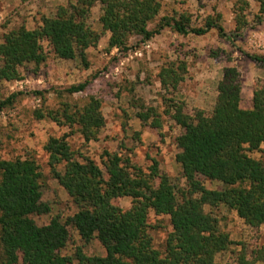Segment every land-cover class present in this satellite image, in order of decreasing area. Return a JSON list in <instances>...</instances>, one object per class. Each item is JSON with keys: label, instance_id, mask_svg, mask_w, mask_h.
I'll return each mask as SVG.
<instances>
[{"label": "trees", "instance_id": "16d2710c", "mask_svg": "<svg viewBox=\"0 0 264 264\" xmlns=\"http://www.w3.org/2000/svg\"><path fill=\"white\" fill-rule=\"evenodd\" d=\"M254 1L258 4L255 21L261 24L264 0ZM97 3L102 6L100 30L89 23ZM249 7L247 0L234 5L236 27L229 34L222 13L216 10L204 17L201 26L194 27L192 15L186 12L156 22L163 0H76L58 7L53 16H43L34 29L20 27L3 36L0 83L40 73L49 53L88 68L87 51L96 48L107 34L108 49L120 52L129 50L132 37L148 42L167 28L182 36H204L215 30L219 37L234 43L249 26ZM244 54L256 64H264L263 55ZM187 70L185 61L163 66L159 73L162 88L178 92ZM87 86V82L72 85L66 92L82 93ZM216 89L211 111L197 109L191 115L185 112L184 103L170 105L166 111L182 129L176 140V161L184 184L162 173L156 160L145 172L130 159L104 151L101 167L91 157L77 155L69 135L50 137L44 147L49 165L78 211L38 225L32 216L51 212L43 201L40 166L32 158L0 157V264H220L217 257L228 252L233 243L221 229L216 209L234 210L251 229L264 228V161L252 156L258 153L264 157V79L254 84L250 109L241 106V76L235 66L223 69ZM21 94L0 101V112ZM34 114L37 120L49 117L59 125L77 126L85 143L98 141L106 125L102 103L96 97H90L81 108L69 105L57 113L46 115L37 110ZM139 118L147 122L149 116L141 114ZM60 166L63 170H58ZM206 180L221 188H207ZM123 198L132 201L127 210L117 204ZM151 212L170 218L172 232L164 252L154 247L148 223ZM72 229L84 245L98 240L105 256H88L84 246L72 255L63 254ZM231 254L234 257L225 264H264V247L249 253L242 246Z\"/></svg>", "mask_w": 264, "mask_h": 264}, {"label": "rangeland", "instance_id": "374dc122", "mask_svg": "<svg viewBox=\"0 0 264 264\" xmlns=\"http://www.w3.org/2000/svg\"><path fill=\"white\" fill-rule=\"evenodd\" d=\"M240 0H163V16L175 12L190 13L193 26H201L203 19L214 10L222 13L226 31H235L234 5ZM246 11L249 26L242 38L230 43L219 37L215 30L204 36L194 34L182 36L169 28L148 42L140 37H132L129 50L120 52L108 49L109 35L103 36L96 48L87 51L88 68L75 61L57 59L49 53L48 61L38 74H25L21 81L0 83V101L13 94L22 93L14 102L0 112V142L3 159L32 158L41 168L43 201L51 212L34 215L38 225L46 224L56 216L67 217L78 211L72 198L55 179L49 155L44 147L50 137L68 136L72 149L79 156H89L101 167L104 151L115 152L124 159L148 172L156 160L162 173L175 183L184 184L182 170L176 161L179 149L177 137L182 129L167 114L170 105L184 103L185 112L193 114L197 109L211 111L217 96V82L225 67H236L241 76L242 101L244 109L252 108L253 87L264 79V64H256L244 53L264 56V42L259 43L255 33L264 34V20L255 21L258 4L254 0ZM76 0H0V41L11 30L25 27L36 28L43 16H53L60 6H69ZM102 6L97 3L91 12L90 25L100 30L99 18ZM155 24V23H154ZM151 25V27L154 26ZM258 41H255V40ZM263 42V43H262ZM242 51V52H241ZM244 52V53H243ZM185 61L187 75L180 89L171 93L162 88L159 73L163 66L171 62ZM88 83L82 93L70 95L66 90L72 85ZM90 97L102 103L105 128L98 141L85 143L77 126L69 128L59 125L51 118L37 120L35 111L44 114L57 113L67 106L81 108ZM148 115L147 122L139 115ZM157 123V127L153 124ZM74 133V134H71ZM254 158L264 161L260 154ZM63 170V166L58 167ZM209 189H220L221 185L205 181ZM117 204L127 210L132 201L119 199ZM221 229L228 233L232 245L228 252L220 254L217 262L225 264L245 246L249 253L264 247V228L251 229L238 217L234 210L221 207L216 209ZM149 231L154 247L165 251L166 241L172 232L168 216L149 214ZM72 239L63 254L72 255L78 247L84 246L88 256H105V249L98 240L84 245L79 235L72 229Z\"/></svg>", "mask_w": 264, "mask_h": 264}, {"label": "crops", "instance_id": "0c3cea01", "mask_svg": "<svg viewBox=\"0 0 264 264\" xmlns=\"http://www.w3.org/2000/svg\"><path fill=\"white\" fill-rule=\"evenodd\" d=\"M255 35H256V37H258V39H259V41L256 39L255 41H258L259 43H261V41H263L264 42V34H262L261 32L260 33H255ZM262 42V43H263ZM264 44V43H263ZM247 109H249V108H247Z\"/></svg>", "mask_w": 264, "mask_h": 264}]
</instances>
